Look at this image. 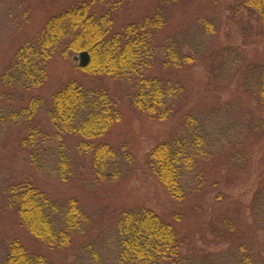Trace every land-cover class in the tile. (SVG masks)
Instances as JSON below:
<instances>
[{"label": "trees", "instance_id": "1", "mask_svg": "<svg viewBox=\"0 0 264 264\" xmlns=\"http://www.w3.org/2000/svg\"><path fill=\"white\" fill-rule=\"evenodd\" d=\"M101 1L104 0H79L51 17L39 37L17 51L0 78L2 86H10L18 94L39 87L47 77L46 62L61 44H69L70 50L88 57L82 62L83 71L130 85L133 91L129 97L138 110L161 121L170 118L179 121L171 139L149 153L146 165L174 200L188 204L195 197L198 203L194 208L206 212L202 203L208 194L217 191L221 184L219 178L223 176L231 183L233 177L246 168L250 149L264 135V59H241L235 48L218 45L214 40L216 20L204 17H198L197 24L206 50L197 43L194 54L184 53L179 36L177 40L166 41L167 16L162 5L152 15L115 31L111 14L122 0L114 5L107 1L103 6ZM237 5V11L242 8L261 24L260 32L264 34V0H242ZM92 6L102 7L107 12L98 14L92 11ZM247 34H251L249 29ZM199 59L207 63L209 89L206 88L204 95L197 94L202 98L199 104L188 107L190 95L195 93L182 75L196 66ZM228 77L230 84L235 79L244 78L245 82L241 99L224 103L218 92L229 88L230 84L225 85ZM208 92L212 94L210 97ZM0 96H8V101L12 98L7 93ZM106 99L104 92L87 90L75 81L61 87L53 95L52 107L47 111L48 122L56 130L57 139H62L63 133L87 140L104 135L120 119L115 104ZM39 102V98L32 100L30 107L22 112L32 117ZM252 102L256 104L253 109ZM255 108L260 116H255ZM0 110L2 113V106ZM2 116L14 122L21 117L14 111ZM3 117L0 116V122ZM36 135H40L38 129L24 139L23 151L35 146ZM60 145L56 164L43 163L44 167L33 164L35 169L53 172L60 181L66 182L74 177L76 167L71 149L63 143ZM84 146L86 152H93L92 164L99 179L124 180L135 164L127 148L119 151L108 144L93 145L91 141ZM46 150L34 152L46 153ZM6 193V206L15 212L30 235L50 249L67 248L89 229L91 222L74 198L66 203L57 202L30 181L9 185ZM263 197L264 188L255 197L253 210L256 220L264 224V206L257 205ZM214 199L217 208L214 207L207 222L222 241L235 245V250L230 249L227 256L221 257L222 264H264V259L253 254L249 244L235 235L234 215L221 211L226 196L219 191ZM108 216L113 228L111 246L115 248V264H221L219 256L211 259L206 255L203 260L185 256L182 248L188 239L181 236L172 223L151 210L126 211L118 218L112 211ZM6 246L7 253L1 264H52L44 255L28 251L18 239ZM85 248L88 249L87 257L95 264L96 252Z\"/></svg>", "mask_w": 264, "mask_h": 264}, {"label": "rangeland", "instance_id": "2", "mask_svg": "<svg viewBox=\"0 0 264 264\" xmlns=\"http://www.w3.org/2000/svg\"><path fill=\"white\" fill-rule=\"evenodd\" d=\"M78 1L0 0V78L17 51L26 43L36 40L51 17ZM107 1L113 4L118 0H104L99 3L103 6ZM125 1L130 0L117 2L118 9L111 14L115 31H121L128 24L152 15L162 5L167 16L164 34L166 41L177 40L176 37L179 36L184 53L194 54L197 43L202 44L197 18L204 17L216 20L214 40L218 41V45L235 48L241 59H264V34L260 32L261 24L250 18L242 8L237 11V2L242 0ZM92 8V11L95 10L98 14L107 12L102 7ZM248 29L251 34H247ZM68 45L61 44L46 62L47 77L39 87L18 94L10 86H2L0 79V94L12 95L9 101L8 96H0V106L3 108L2 113L0 110V116L11 114L13 111L21 115L17 122L10 117H3V122H0V264L7 253V243L13 239H18L28 251L44 255L52 264H93L86 255L88 249L85 247H90L92 252H96L95 264H115V248L111 246L113 228L108 215L114 211L116 218L123 212L141 209L151 210L172 223L178 233L188 239L182 248L185 256L198 260H203L206 255L211 259H214L213 256H219L222 264L221 257L227 256V251H231L235 245L222 241L219 233H214L207 222L208 218L212 217V211L217 208L214 198L219 191L226 196V203L221 211L234 215L236 220L235 235L240 237L242 242L251 245L252 248L249 245L248 247L253 254L264 259V224L256 220V211L253 210L255 197L264 188V135L250 149L246 168L233 177L231 183L223 176V179L219 178L221 184L217 191L208 194L206 201L202 203L206 212L194 208L198 203L195 197L188 204L177 202L149 171L146 159L156 146L171 139L179 121L176 118L161 121L138 110L129 97L133 91L130 85L124 81L83 71L82 57L70 50ZM202 45L206 50L207 47ZM211 46L212 43L210 49ZM182 79H185L191 91L195 93L190 95L188 107L199 104L202 98L197 94L204 95L209 83L206 61L199 59L196 66L185 76L182 75ZM230 80L231 78H226L225 85H229ZM71 81L78 82L85 89L95 93L104 92L108 102L115 104L119 110L120 119L104 135L87 140L81 136L74 137L63 133V138L57 139L56 130L48 122L47 111L52 107L53 95ZM244 82V78L240 81L235 79L228 89L218 92L222 102L241 99ZM211 95L209 94V97ZM36 98L40 100L38 108L32 117H29L22 111L30 107L31 101ZM255 106L252 102L250 107L253 109ZM256 108L253 112L257 117L260 114L255 112ZM37 129L40 135H36L35 146L23 151L21 145L24 139L30 137L32 130ZM90 141L93 145L108 144L119 151L127 148L134 157L135 164L126 179L108 182L97 178L92 164L93 152H86L87 148L84 146V143L88 144ZM61 143L71 149L73 165L76 167L74 177L66 182L60 181L53 172L35 169L33 164L36 163L40 167H44L43 163L56 164ZM39 149L47 150L46 153L34 152ZM28 181L57 202L66 203L73 198L78 200L91 222L89 229L76 237L65 249H50L36 240L25 230L15 212L6 206L8 186ZM262 199L258 206H264V197ZM262 212L264 213L263 210Z\"/></svg>", "mask_w": 264, "mask_h": 264}, {"label": "water", "instance_id": "3", "mask_svg": "<svg viewBox=\"0 0 264 264\" xmlns=\"http://www.w3.org/2000/svg\"><path fill=\"white\" fill-rule=\"evenodd\" d=\"M87 58V59H86ZM83 61L86 59V61L88 60V57L87 56H83L82 57Z\"/></svg>", "mask_w": 264, "mask_h": 264}]
</instances>
